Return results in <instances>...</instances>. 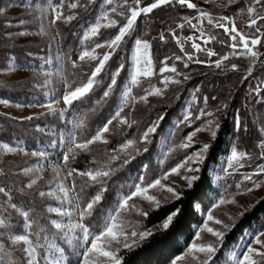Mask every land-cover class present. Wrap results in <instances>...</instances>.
<instances>
[{"label":"snow or ice","instance_id":"1","mask_svg":"<svg viewBox=\"0 0 264 264\" xmlns=\"http://www.w3.org/2000/svg\"><path fill=\"white\" fill-rule=\"evenodd\" d=\"M229 4L233 0H228ZM97 0H57L54 6L49 5L50 15L47 19L50 26H58L59 24H70L77 20V9L87 10L89 6L96 5ZM102 8L91 26L85 32L81 44L84 41L96 38L90 46L82 47L81 51L73 58L72 54H65L58 51L55 59L60 62L59 68L54 71L37 72L30 65L22 66L11 61L0 69V71L15 73L20 69L23 71L32 70L33 86L41 89H46L45 96L49 97L44 103L29 105L30 107H40L44 109L38 114L23 117V120L32 121L41 117L51 116L59 121H63L65 125L71 124V131L68 135L67 151L62 154V164L53 166V179L46 181L49 186L48 190H41L36 187L38 182L43 180L44 166L24 167L21 172L25 177H29L27 183H23L16 191L27 195V190H33L32 196L38 197L45 201L43 213L39 214L35 208L25 205L24 208L18 206L17 202L13 201V190L6 184L0 185V195L4 198L3 205L0 208V264H72V260H65V251L67 249L57 248L55 254L51 257L43 255L41 249V234L46 231L56 230L59 234H63L71 243L75 238L76 247L79 249V259L76 264H124V258L121 255V248L131 251L133 247H139L143 242L154 237L156 233L151 227H147L141 223H130L126 219V215L132 212L138 213L141 217H148L151 211L159 210L162 207V202L155 195H149L150 189H161L171 194V201L166 197L165 204L172 201L175 202V207H170L165 213L162 221L155 225L163 230V233H168L179 227L183 217V208L180 206L183 203L182 191H178L176 187L166 186L162 181L167 180L169 176L176 175L184 181L189 189L193 188L196 182L201 180V177L196 173L200 172V168L194 165L203 164L206 154L210 153L212 145L209 142H203L198 151L191 154H186L185 157L177 162L174 166L163 171L158 178L152 179L148 183H144V177H139L140 183L132 186V189L116 202V206L106 214L102 221L98 220L95 232L90 231V225L99 214L102 200L105 198V192L108 188V182L121 168L131 164L136 156L143 155L149 151L147 145L152 143V136L160 127V122L164 119L159 116L156 121L152 122L140 136V142L144 147H136V141L127 140L121 147L108 156V163L96 168H88L78 171L77 168L71 166V162L82 152H90V146L98 142L108 145L109 141L105 134L110 132V126L114 125L119 128L126 126L132 128L136 123L131 119V111L136 104L148 103V98L151 96L162 97L171 84L180 85L191 79L189 74L179 71L176 67L177 61L183 63V67L187 68L189 63L203 64L206 61L195 58V53L186 50L185 44L191 42V49L195 52H204L208 57L218 56V53L211 48L206 47L211 42L227 44L231 49L228 55H222L220 58L211 62L216 68H222L223 61L229 60V55L249 58L251 64L261 57H264V52L259 51V48H264V0H250V5L247 7L248 20L246 28L251 30L245 32L237 27L236 21L232 17L218 16L214 17L208 11L198 8V5L192 0H151L150 3H144V0H100ZM164 6L182 7L193 9L198 12V15L191 19L181 17L182 23L176 24L175 28H169L171 39L175 40L179 48V53L173 52L171 55L165 56L159 60V66L154 61L151 49L152 43L150 39H144L138 33V21L152 14L154 10ZM257 6H259L257 8ZM67 10V14L66 11ZM0 9V13H2ZM41 21L45 18L43 9L40 13ZM35 18V17H33ZM196 20L197 23H193ZM207 22L209 28L222 29L223 34L228 37V41L223 39L217 40V35L203 27L204 22ZM27 23L25 19L20 20V24ZM191 29L198 30V36H185L183 39L177 35L176 29H184L185 26ZM101 29H112L114 32L107 37H103ZM30 34L46 35L44 27H40L39 32L29 33L20 31L19 36ZM11 36L12 33H7ZM147 35V33H145ZM62 40L61 33L56 32L53 36V41L57 44ZM152 37L151 39H156ZM158 39L167 43L165 32L158 33ZM197 40H202L205 47L201 46ZM259 46V47H258ZM127 53V55H125ZM51 58H45L44 64H52ZM111 62V63H110ZM169 62H172L171 65ZM65 64H70L73 69V79H69L64 75ZM231 71H238L239 66L235 63L230 65ZM248 76L252 75V66L246 69ZM59 72L60 88H53V77ZM101 73H104L108 78V83L104 85L102 94L96 100V104L107 102L117 91L120 93V101L111 117L107 118L106 122L101 127L94 131L90 137H83V130L87 128V120L85 118L74 117L68 120L69 110L75 108L76 102H83L89 98L90 94L95 92L94 85L99 87L102 83ZM122 73L124 74L122 77ZM171 73L173 75H166ZM43 77L41 80L40 77ZM84 77L81 79L80 77ZM153 77H158V82L162 87L151 82ZM174 77H182L177 79ZM248 77L245 76V79ZM118 81L124 83L121 89ZM144 81H147V87H143ZM140 88L143 94L133 95V90ZM261 89H264V82L253 89L257 95L262 94ZM216 100V97H211ZM209 97H203V103L208 104ZM61 103L63 107H59ZM0 104L8 106L10 101L0 99ZM17 108L22 107L20 104L15 105ZM228 105L221 103L216 111L226 109ZM125 109H129L125 112ZM95 112V109H92ZM201 117L206 119L205 127H197L193 132L189 133L184 142L177 147L179 149H188L192 146L193 136L201 131L210 133L212 140L217 138V130L219 125L213 127L214 113L205 109H200L195 119ZM12 119H16L12 117ZM184 121L191 123L193 117L191 112L184 116ZM236 130H247L246 126L242 125L239 117L234 120ZM44 131V129H38ZM259 135L255 147L258 149V159L264 161V126L259 128ZM80 135H77V133ZM0 151L3 153L22 152L25 155L29 153L19 145L12 146L8 143H0ZM133 151L135 155H133ZM174 149H168L171 153ZM123 153L125 158L118 167L113 166V162L120 159V154ZM33 157L46 158L44 151H32ZM251 156L247 152H238L235 148L231 152L228 160V169H232L235 165L244 167L242 161L250 159ZM168 159V154H164L160 163L163 164ZM61 169L65 170V175L61 177ZM228 169H225L227 172ZM231 174V173H229ZM9 173L4 168H0V176L9 177ZM264 177V163H258L255 170L251 174L244 176V181L251 183L247 191L251 192L253 188L264 186V180L254 179ZM79 179V183L78 180ZM15 183V182H13ZM70 183V186L68 184ZM99 186V187H97ZM239 187V185H237ZM88 188L93 189V193L85 196V191ZM141 198L148 201L154 208L144 209L136 205L135 199ZM54 201L53 204L47 201ZM234 203L235 201H229ZM225 203L222 198L219 204ZM219 204L214 205L218 207ZM53 215L56 218H53ZM18 216L17 227L13 228V219ZM66 219L67 222H64ZM214 219L212 213H208L207 220ZM215 224L220 225V230H215L208 227L207 222L204 224L203 230H206L216 242H223L225 232L230 231L234 225H229L221 219H215ZM196 237L200 239V233H196ZM264 231L255 234L253 239L245 244L239 258L235 259V264H264ZM130 241V242H129ZM216 242L207 243H191L187 247L186 252L181 256H176L170 260V264H178L184 261L186 257H190L195 264H210L216 256L219 248ZM258 246V247H257ZM69 256L77 255L76 252L68 253Z\"/></svg>","mask_w":264,"mask_h":264},{"label":"trees","instance_id":"2","mask_svg":"<svg viewBox=\"0 0 264 264\" xmlns=\"http://www.w3.org/2000/svg\"><path fill=\"white\" fill-rule=\"evenodd\" d=\"M6 0H0V9L4 5ZM47 1V0H42ZM197 5L201 3H208L212 5L215 12H219L225 16L236 17L238 26L244 27L243 21L240 20V16L247 15V7L250 5V0H233L229 4L228 0H192ZM53 4H56L57 0H52ZM65 3L68 0H64ZM86 2V0H81ZM151 0H144V3H150ZM259 7V6H257ZM102 5L100 0H97L96 5H91L87 10L77 9V20L70 24H59L55 26L56 32L59 31L62 36V40L59 43V49L65 54H72L73 58L79 53L82 47L90 46L96 38L89 41H84L83 45L81 41L89 26L93 24L97 18ZM66 14H67V10ZM198 15L193 9L182 8L179 6L169 7L164 6L160 9H156L152 14L141 18L138 21V33L144 39H150L152 43V55L157 67L159 66V60H162L165 56L171 55L173 52L179 53V48L175 43V40L171 39L170 33L167 31L169 28H175L176 24L182 23L181 17H188L191 19L193 16ZM21 19L18 14H9L7 12L0 13V61L6 62L8 58L15 57L17 62L21 65L37 66L40 63L38 55L48 54L50 47L47 42H34L25 41L19 42L12 36H8L7 33H13L22 26H18L16 23ZM193 23H197L193 20ZM19 27V28H18ZM203 27L212 33L217 35V40L223 39L228 41V37L223 34L222 29L209 28L205 21ZM165 32L167 43L158 39V33ZM197 30L191 29L187 25L184 29H176L177 35L180 38L192 35ZM103 37H107L114 32L112 29H101ZM147 33V35H145ZM157 37L156 39H151ZM203 43V42H202ZM191 42L185 44L186 50L195 53V58L206 61L203 64L189 63L187 68L183 67L182 62H175L176 67L179 70L188 72L191 79L183 82L180 85L170 87L171 89L163 96L159 97V100L153 101L151 104L140 107L136 115V123L132 128L125 126L119 127L120 132L110 139L108 146L100 148H93L90 152L80 153L74 161L71 162V166L77 168L78 171L88 168H96L108 163V156L113 154L115 150L119 149L123 143L127 140L136 141V147L143 131L156 121L159 116H163L164 119L160 122V127L157 132L152 136V143L147 145L149 151L143 155L136 156V159L131 164L121 168L108 182V188L105 192V198L102 200L99 214L90 225V231L95 232L99 227L97 221H102L108 212H110L115 206L116 202L132 189V186L141 181L139 177H144V183L148 181V175H145V170L149 168L155 169V154L158 151L159 143L162 135L166 133L168 128L173 124L174 119L179 117L181 107L185 103V100L191 93L190 90L198 89L200 93V99H203V94L209 97L211 103H219L226 101L228 107L222 109V124L218 132L217 138L212 142V149L207 155L203 166L201 168L199 176L201 180L196 182L193 188L189 189L184 187L182 191L183 203L180 205L183 208V217L181 219L178 228L163 233L162 229L154 230L156 235L146 242H143L139 247H133L131 251L121 248V255L124 258V264H170V260L180 255L186 246L194 239L196 234V227L202 221L203 215L201 210H206L210 207L211 203L218 196V189L214 181V177L211 173L221 160L222 156L228 152L229 144L232 140L231 134L234 133V118L236 113H239L241 117L242 125L246 126L247 130H238L237 145L241 152H247L251 158L248 159L250 165L263 163L258 159V149L255 147L257 138L259 135L260 125H264V89H261L260 95H257L253 91L256 86L264 82V57L257 60L255 64H251L249 58L242 57L240 55L231 56L229 60L223 61L222 68H216L214 63L216 59L222 55H228L231 49L227 47V44H220L218 42H211L207 46L216 51L218 56L208 57L204 52H195L190 47ZM259 47V46H258ZM259 51L264 52V48H259ZM127 55V53L125 54ZM111 63V62H110ZM172 62H169L171 64ZM237 64L239 66L238 71H231L230 65ZM252 66L253 72L251 76L247 74V67ZM64 75L69 79H73V69L70 64H65ZM122 73V77H123ZM245 76L248 78L245 79ZM102 83L99 87L95 88V92L90 94L89 98L85 101L76 102L75 108L70 109L69 118H85L87 120V128L83 130V137H90L94 134V131L101 127L106 122L107 118L113 115L120 101L119 91L115 92L107 102L96 104V100L102 94V90L105 84L108 83L107 76L101 73ZM84 79V77H80ZM156 80L154 83L159 85L158 77H154ZM33 79L22 80H5L0 77V98H7L24 103L43 102L46 99L42 89L33 86ZM120 88L124 87V83L118 81ZM60 86V85H59ZM60 88V87H59ZM136 90H133V93ZM133 95H137L133 94ZM215 96L216 100H212L211 97ZM95 109V112L92 111ZM37 125L46 127L48 129H54V133H57L65 125L63 121L57 120L55 117L46 116L40 119H34L32 121L12 119V117L0 113V139L11 143H20L25 147L39 148L42 145L54 147V137L57 134L50 131H39ZM190 128V127H189ZM51 129V130H52ZM188 129V128H187ZM77 135H80L78 132ZM141 146V147H140ZM139 147L142 149L143 144ZM133 155L135 152L133 151ZM125 158L124 154H120V159L113 162L114 167H118L122 160ZM247 163V164H249ZM0 168H3L0 166ZM6 171V170H5ZM7 172V171H6ZM147 174V173H146ZM11 175V174H10ZM6 179L0 176V185L6 184L13 190V201L18 203V206L24 208L25 205H29L35 208L39 214L43 213V206L38 197L32 196V191L27 190L28 194H22L16 191L22 185L16 182L15 179L10 176ZM79 179L78 183H79ZM15 182V183H13ZM99 187V186H97ZM93 193L92 188H88L85 191L87 194ZM171 201V200H170ZM4 198L0 195V205H3ZM176 204L172 201L169 204H162L159 210L151 211L148 217H144L141 224L152 227L159 224L164 218L165 213L169 211L170 207H175ZM3 209L0 208V211ZM13 219L12 227H17L19 217L16 216ZM234 226L228 231L224 237L223 242H220L218 252L213 258L210 264H228L230 255L233 250L240 245L247 235V231L256 230L264 227V196L261 197L250 209L240 215ZM62 234H59L56 230L46 231L41 234L42 253L46 255V252L50 248V241L52 239L63 240ZM64 243L66 253L76 252L77 255L69 256L72 260V264H75L76 256L79 251L76 247L71 246L66 241ZM41 264H43V259Z\"/></svg>","mask_w":264,"mask_h":264},{"label":"rangeland","instance_id":"3","mask_svg":"<svg viewBox=\"0 0 264 264\" xmlns=\"http://www.w3.org/2000/svg\"><path fill=\"white\" fill-rule=\"evenodd\" d=\"M215 2H217V0H214ZM194 2V1H192ZM49 5L54 6L55 4H53L52 0H47V1H42V0H6L4 5L2 6V10L3 12H7L9 14H18L19 16H21V19H25L27 21V23L21 25L20 24V20L19 19L17 21V25L18 26H22L21 28L17 29L16 31H14L12 33V37L19 41V42H25V41H34V42H44L48 44V46L50 47V52L48 54H40L38 55V58L40 60V63L37 66H31L32 68H34L37 72H42V71H54L57 70L59 68L60 62L57 61L55 59V56L57 54L58 51H60L59 49V44H57L56 41H53V36H55L56 34V29L55 26H50L49 22H48V15H50V9H49ZM198 8H201L205 11H208L209 13H211L214 17H218V16H225L219 12H215L213 10L212 5L204 2L198 5ZM258 8V7H257ZM43 9L44 13H45V18H43V20L41 21V17H40V13L41 10ZM35 17V18H33ZM228 17H232L235 19L237 27L239 29H243L245 32H250L251 30L247 29L246 26L244 27H240L238 26V21L236 19V17L233 16H228ZM240 20L243 21L244 25H246L247 20H248V16L247 15H242L240 16ZM40 27H44L45 31H46V35H35V34H30V35H26V36H19L17 35L18 32L20 31H27L29 33H37L40 30ZM199 32L198 30L194 33H192L191 36H198ZM58 39V38H57ZM198 43H201L202 47H205V45L202 43V40H197ZM208 47V46H206ZM210 48V46L208 47ZM152 52V51H151ZM45 58H51L52 59V64H44V60ZM15 61V63H17L18 65H21L17 62V59L13 56L11 58H8L6 62L3 63V61H0V69H3L7 63L11 62V61ZM171 65V64H170ZM22 66H27V65H22ZM186 74H188V72L180 70ZM166 75H173L171 73H166ZM34 73L32 70H28V71H23V69L18 70L15 73H10V72H5V71H0V77L2 79L5 80H22V79H28V78H32L33 79ZM41 80L43 79V77H40ZM177 79H182V77H174ZM54 83L52 85L53 88L59 89L60 85V77H59V72H56V74L53 77ZM156 81L154 79V77L151 79V82L153 84H155L154 82ZM158 82V81H157ZM148 82L144 81L143 83V87H147ZM60 85V86H59ZM157 85V84H156ZM176 84H171L169 86V88L167 89V91L164 93V95L171 89L170 87L175 86ZM162 87V85H157ZM257 87V86H256ZM41 89V88H40ZM135 92L133 94H143L141 92L140 88H135ZM43 93L45 94L46 89H42ZM191 93L189 94V96L187 97V99L185 100V103L182 105L181 107V112L179 114V117L174 119L173 124L168 128V130L166 131V133L164 135H162L160 143H159V147H158V151L155 154V165L156 168L155 169H146L145 170V175H148V181L145 182L148 183L150 182L152 179L154 178H158L159 175L170 168V166H174L177 162L181 161L186 154H191L195 151H198L199 147L202 145L203 142H209L210 144H212V142L214 140H212L210 133L207 131H201L196 133L193 136V142H192V146L188 149H179L177 146L184 142L186 136L193 132L194 129H196L197 127H205L206 124V119L209 118H205V117H201L200 119H195V117L198 115L199 110L200 109H205L209 112L214 113V117L211 118L213 119V127L215 128V126L218 124L219 128L216 129L217 130V135L218 132L221 128V124H222V113L220 111H216L217 107L221 104V103H226V101H222L219 103H211L208 102L207 105H205L203 103V99H200V93L198 89H192L190 90ZM163 95V96H164ZM162 96V97H163ZM203 97H208L207 95L203 94ZM49 97H46L45 101L43 102H34V103H24V102H18L15 100H11V99H7V98H0V99H7L10 101V104L8 106H4L2 104H0V113L8 115L10 117H15L17 120H23V117L29 116V115H35L40 113L41 111H44V109L40 108V107H30L29 105H34L37 103H44L48 100ZM158 101L159 97L156 96H151L148 98V103L147 104H143V103H139L136 104L135 108L132 109L131 111V119L135 120L136 115H138V112H135L134 110H138L140 109V107H144L147 106L149 104H151L153 101ZM16 104H20L22 105V107L17 108L15 105ZM64 105L61 103V105H59V107H63ZM129 109H125V112H128ZM191 112L192 114V121L191 123L189 122H185L184 121V116ZM239 117V119L241 120V117L239 115V113H236L235 118ZM234 118V120H235ZM72 118H69V120H71ZM264 125H260V127H262ZM38 128H42L47 132H51L54 133V129H48V128H44L40 125H37ZM126 127V126H125ZM190 127V128H189ZM188 128V129H187ZM234 133L231 134L230 138L232 137V140L229 144V149L228 152L226 154H224L220 160V162L211 170V173L214 177V181L215 184L217 186L218 189V196L215 198V200L211 203L210 207L206 210H201L202 215H203V219L202 221L197 225L196 227V233L199 232L200 233V239L198 240L195 234L194 239L186 246V248L184 249V251L178 255L181 256L183 255L186 250L187 247L190 246L191 243H207V242H216V238L213 237L210 233H208L206 230L202 229L204 228V224L205 222H207L208 227H211L215 230H220L221 226L220 225H216L215 224V219H221L223 220L225 223L229 224V225H233L237 218L242 215L245 211H247L248 209H250L251 207H253V205L261 198L264 196V186L260 187V188H253V190L251 192L247 191V189L249 187H252L251 183L248 181H244V176L247 174H251L255 168L257 164H251L249 163V160L246 159L244 161H242V163L244 164V167H239V165H235L232 169H228V160L230 159L231 156V152L232 150L235 148L238 152H241L238 148L237 145V141L240 135H238V130H236L234 128ZM71 131V124H69L67 127L62 128L58 134H57L54 139L53 142L55 144L54 147H49L46 145H42L39 148H30V147H25L23 145H21L20 143L16 144V143H11L8 141H4L2 139H0V143H8L9 145L12 146H17L19 145L20 147H23L29 154L25 155L22 152H17V153H3L2 151H0V166L3 167L9 174H11L10 176H12L15 181L21 185H23V183H27L29 177H25L21 170L24 167H38L40 165L44 166V170H43V177L44 179L38 182V185L36 187L41 188V190H45L47 191L49 186L47 185L46 181L53 179L54 173L52 171L53 166H56L58 164H62V154L66 153L67 151V142H68V135L69 132ZM120 132L119 128L115 127V122L113 126H110V132L105 134V137L108 139L109 143H110V139L115 136L116 134H118ZM108 143V144H109ZM142 144L140 142V140L138 141V148L139 145ZM96 147L100 148L103 146H106L104 144L101 143H97L94 144L90 147ZM108 146V145H107ZM174 149V151H172L171 153H168V149ZM93 149V148H91ZM32 151H44L46 154V158H39V157H33L30 155V153ZM164 154H168V159L161 164L160 161L163 158ZM208 154H206L207 157ZM206 159V158H205ZM249 163V164H247ZM264 163V162H263ZM199 167L200 169L202 168L203 164L200 165H194ZM225 169H228V171L226 172ZM201 171V170H200ZM147 173V174H146ZM231 173V174H229ZM65 170L61 169L60 175L61 177H63L65 175ZM197 175L200 174L196 173ZM254 179H261L264 180V177H259V178H255ZM163 184H165L166 186H172V187H176L177 185L178 187V191H181L184 187H187L186 183L184 181H182L180 179V177L176 176V175H172L169 176L167 180L162 181ZM237 185H239V187H237ZM68 186H70V183L68 184ZM33 191V190H30ZM129 192V191H128ZM149 195H155L158 199L161 200L162 204L164 203V199L167 197L169 200H171V194L167 193L166 191H163L161 189H150L149 190ZM225 200V203L223 204H219V201L221 199ZM229 201H235L234 203H231ZM41 205L44 206L45 201H41ZM47 203L53 204V206H55V202L54 201H47ZM135 203L138 207L140 208H144V209H149V208H154V205H151L148 201L141 199V198H136L135 199ZM219 204L218 207H214V205ZM208 213H212L214 219L212 221H208L207 220V215ZM53 218H56L53 215ZM144 217H141L138 213L136 212H132L130 214L126 215V219L130 222V223H141L142 219ZM64 222H67L66 219ZM158 225V224H157ZM155 226V225H154ZM152 226V230H156L159 229L158 227H154ZM264 231V227L262 228H258L256 230H249L247 231V235L244 237L242 243L240 245L237 246V248L235 250L232 251L231 255H230V262L228 264H235V259L234 256L236 258H239L240 253L245 250L244 246L246 243H248L249 241H251L254 237L255 234H258L259 232ZM228 231L225 232V235ZM63 235V234H62ZM63 240H58V239H52L50 241V248L48 249V251L46 252V256L51 257L52 255L55 254V250L57 248H60L62 250L65 249L64 243L62 241H66L68 242V238L62 236ZM261 239H264V237H262ZM130 242V241H129ZM76 239L74 238L72 240L71 243L68 242V244L71 246V248H75L76 247ZM217 246H219L220 242H216ZM258 247V246H257ZM77 248V247H76ZM79 250V249H78ZM79 253V251H77ZM69 259V255L66 253L65 251V260L67 261ZM79 259V256H76V260H75V264L77 262V260ZM178 264H195L194 261H192L190 259V257H186L184 261H180L178 262Z\"/></svg>","mask_w":264,"mask_h":264}]
</instances>
